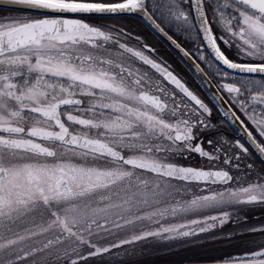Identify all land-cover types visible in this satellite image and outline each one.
<instances>
[{
  "label": "snow or ice",
  "instance_id": "snow-or-ice-1",
  "mask_svg": "<svg viewBox=\"0 0 264 264\" xmlns=\"http://www.w3.org/2000/svg\"><path fill=\"white\" fill-rule=\"evenodd\" d=\"M0 264H264V0H0Z\"/></svg>",
  "mask_w": 264,
  "mask_h": 264
}]
</instances>
